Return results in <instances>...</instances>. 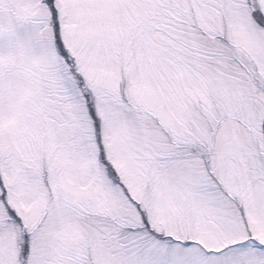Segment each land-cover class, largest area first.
<instances>
[{"label":"snow or ice","instance_id":"snow-or-ice-1","mask_svg":"<svg viewBox=\"0 0 264 264\" xmlns=\"http://www.w3.org/2000/svg\"><path fill=\"white\" fill-rule=\"evenodd\" d=\"M0 264H264V0H0Z\"/></svg>","mask_w":264,"mask_h":264}]
</instances>
